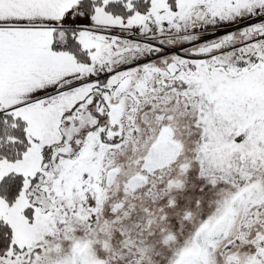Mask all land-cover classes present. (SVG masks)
Segmentation results:
<instances>
[{"label":"snow or ice","instance_id":"obj_1","mask_svg":"<svg viewBox=\"0 0 264 264\" xmlns=\"http://www.w3.org/2000/svg\"><path fill=\"white\" fill-rule=\"evenodd\" d=\"M0 264H264V0H0Z\"/></svg>","mask_w":264,"mask_h":264}]
</instances>
